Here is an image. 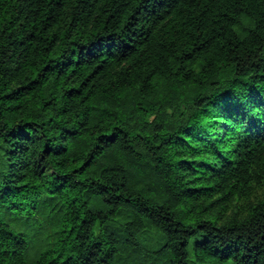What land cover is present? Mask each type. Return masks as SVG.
Segmentation results:
<instances>
[{"label": "trees", "instance_id": "trees-1", "mask_svg": "<svg viewBox=\"0 0 264 264\" xmlns=\"http://www.w3.org/2000/svg\"><path fill=\"white\" fill-rule=\"evenodd\" d=\"M264 264V0H0V264Z\"/></svg>", "mask_w": 264, "mask_h": 264}, {"label": "rangeland", "instance_id": "rangeland-1", "mask_svg": "<svg viewBox=\"0 0 264 264\" xmlns=\"http://www.w3.org/2000/svg\"><path fill=\"white\" fill-rule=\"evenodd\" d=\"M189 250H190V263L194 264L193 263V255H192V245H190Z\"/></svg>", "mask_w": 264, "mask_h": 264}]
</instances>
